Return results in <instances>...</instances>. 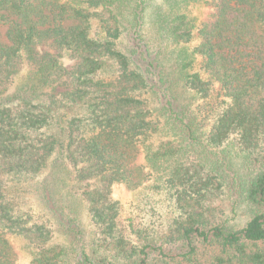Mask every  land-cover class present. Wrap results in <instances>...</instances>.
I'll use <instances>...</instances> for the list:
<instances>
[{"label": "trees", "instance_id": "1", "mask_svg": "<svg viewBox=\"0 0 264 264\" xmlns=\"http://www.w3.org/2000/svg\"><path fill=\"white\" fill-rule=\"evenodd\" d=\"M1 24L0 264L18 238L29 264H264V0H0ZM115 184L163 189V227L123 218Z\"/></svg>", "mask_w": 264, "mask_h": 264}, {"label": "rangeland", "instance_id": "2", "mask_svg": "<svg viewBox=\"0 0 264 264\" xmlns=\"http://www.w3.org/2000/svg\"><path fill=\"white\" fill-rule=\"evenodd\" d=\"M158 4V2L150 3L151 7H148L145 12L146 20L148 22L146 32L149 37H152L156 34V28L150 26L149 24H152V21L155 20L154 11H156L155 8ZM200 10L203 9L196 7L194 9V15L198 14ZM6 31L7 26L1 24L0 38L4 42H7ZM123 46H127V40L123 41ZM40 49L48 51L50 50L54 53L56 52L55 49L48 44L40 47ZM61 59L68 67L73 63V61L66 55H64ZM144 97L147 98L152 108H155L156 110L159 108L161 100L158 94L149 93L147 95L145 94ZM83 111V106L73 107L66 110L68 115L81 113ZM157 134L158 135L154 136L153 138V141L155 142H158L160 138L164 137L160 131ZM219 155H222V153L219 152ZM230 155L232 156L233 162L238 168L242 169L245 166V164H242V162H244L242 158L243 154L239 153L238 150L236 151V149H233ZM208 157L209 154L204 155V158L208 159ZM140 162H143V156L140 157ZM30 190L31 191L26 194L25 201L28 206L30 205L38 208L40 205L39 202H42L41 194L37 191V189H35L34 185ZM235 194L236 195H233L228 190L224 191L219 195L218 198H216L214 207L218 215H220L221 222H226L228 225L239 227L245 224V222L249 219L251 215V208L238 198L237 193ZM112 195L114 199L119 201L121 206V214L125 219L132 217L136 223L141 222L145 225H147L149 221L153 219L156 222V225L161 227H163V224L167 222L166 216L169 217L170 211L168 202L164 199L165 193L163 192V189L160 190L154 187H148L145 189L131 190L124 184H115L112 187ZM82 218L84 219L83 224L85 228L90 230V220L85 216L84 211L82 212ZM13 244L18 255V262L20 264H29L31 260V254L26 248L25 240L23 238H18L13 241Z\"/></svg>", "mask_w": 264, "mask_h": 264}]
</instances>
